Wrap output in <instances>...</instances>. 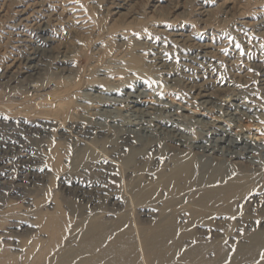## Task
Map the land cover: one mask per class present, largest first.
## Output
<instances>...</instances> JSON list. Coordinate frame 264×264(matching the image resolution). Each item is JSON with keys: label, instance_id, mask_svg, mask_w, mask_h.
<instances>
[{"label": "rangeland", "instance_id": "rangeland-1", "mask_svg": "<svg viewBox=\"0 0 264 264\" xmlns=\"http://www.w3.org/2000/svg\"><path fill=\"white\" fill-rule=\"evenodd\" d=\"M131 119L158 130L155 146L122 139ZM170 125L188 145L164 139ZM219 128L250 152H206L213 177L199 186L159 184ZM220 160L234 190L213 179ZM98 226L130 254L100 259ZM262 253L264 0H0V264H264Z\"/></svg>", "mask_w": 264, "mask_h": 264}, {"label": "bare ground", "instance_id": "bare-ground-1", "mask_svg": "<svg viewBox=\"0 0 264 264\" xmlns=\"http://www.w3.org/2000/svg\"><path fill=\"white\" fill-rule=\"evenodd\" d=\"M34 86V85H33ZM32 86V87H33ZM36 86V85H35ZM92 90L96 91L94 88H92ZM144 98V95L141 94V93H137L136 95L134 94L133 95V100H132V103H134L133 106H138L142 103H145V100H143ZM129 99V98H128ZM127 99V100H128ZM114 100V99H113ZM171 102V101H169ZM159 104V103H158ZM167 104V103H166ZM165 104V105H166ZM173 104V103H172ZM231 104V103H230ZM130 104H128L129 106ZM170 105V104H168ZM228 105V104H227ZM226 106V105H225ZM230 106V105H229ZM228 106V107H229ZM233 106V105H231ZM129 107H132L131 105ZM150 107V106H149ZM172 107V106H171ZM152 108V107H151ZM150 108V109H151ZM156 108V107H155ZM162 108V107H161ZM180 108V107H179ZM184 108V107H183ZM136 109V108H135ZM154 108H152L153 110ZM185 109V108H184ZM118 110V109H117ZM130 110V109H129ZM235 110V109H234ZM135 111V110H133ZM140 111V110H139ZM143 111V109H142ZM149 111V110H148ZM230 111V110H229ZM137 111H135L136 113ZM145 112V111H144ZM150 112V111H149ZM143 113V112H142ZM141 113V114H142ZM148 112L146 111L145 114H147ZM171 113V112H170ZM138 114V113H137ZM136 115V114H135ZM203 115V114H202ZM152 116V115H151ZM221 116V115H220ZM227 116H229L227 114ZM234 116V114H233ZM232 116V117H233ZM142 117V116H141ZM235 117V116H234ZM222 118V117H221ZM149 119V118H148ZM152 119V117H151ZM158 119V118H157ZM231 119V117H230ZM230 119L228 121H230ZM237 119V117H236ZM130 120V119H129ZM129 120H126L125 123H123V127L120 128L121 130L120 131H124L123 132V135H122V139L128 137V136H134L136 135L139 139V142H140V147L144 149V147L146 148H150L152 146H155L157 144V139L155 138V136H157V131H153L150 123H144V122H133L131 119V121ZM197 120V118H196ZM141 121V120H140ZM153 121V120H152ZM155 121V120H154ZM177 121V120H176ZM162 122V121H161ZM170 122V121H169ZM174 122V121H173ZM180 122V121H179ZM218 122V121H217ZM232 122V121H231ZM165 123V122H164ZM171 124V123H170ZM214 124V123H213ZM226 125V123H224ZM211 125V124H210ZM179 126V124H178ZM224 126V125H223ZM206 127V126H205ZM219 127V125H218ZM157 128V127H156ZM165 128V127H164ZM104 129V128H102ZM102 129H99V131H101ZM166 129V128H165ZM176 126L175 125H170V129H166V130H163V132H161V134L163 133L164 134V139H168L170 137H173V139L176 141V145L178 146H181V145H185L186 144V140L183 136L182 133H177L175 130H176ZM221 129V128H219ZM228 129V128H226ZM160 130V129H159ZM95 131V130H94ZM164 131H166V134L164 133ZM219 131V130H218ZM207 132V131H206ZM213 132V131H212ZM237 132V131H236ZM159 133V132H158ZM205 133V132H204ZM203 133V134H204ZM216 133V132H215ZM160 134V133H159ZM221 137L219 138V140H215L213 142V144H208L207 141L204 137L201 138L200 141L198 142H192V144L190 145V142L189 145L191 146V148H194V149H198L200 150L201 152H199V156L198 157H190V156H187V157H183V158H177L176 155L174 158H177L175 160V165L176 167L174 168V170L169 173V174H166L160 178V181H159V184L161 185H166L168 186L173 192H176L178 191L180 188H181V183L182 184H186L188 186H192V187H196V186H199L204 180H210L213 175L211 177H208L206 176L205 172L203 171V168L205 167L206 163L208 162L207 160H210V161H213L214 160V157H212L210 154H206V152H209L212 151V152H221V154H225V153H231L230 155H233V157L235 156V153L238 154V153H241L242 149H244L245 147V152L248 153L250 152V147H251V144L249 143V141H246V136H244V138H241L240 136L237 137L239 135V133H237L238 135L236 136L235 132L234 134H232L231 132H229L228 130H223L221 129ZM244 135V134H243ZM121 137V134L119 135ZM209 137V136H208ZM211 137V136H210ZM216 137V135H215ZM163 138V137H162ZM129 139V138H128ZM194 139V138H193ZM196 139V138H195ZM194 139V140H195ZM214 139V138H213ZM248 139V138H247ZM143 140V141H141ZM173 140V141H174ZM164 141V140H163ZM169 142V141H167ZM212 142V141H211ZM188 145V144H186ZM185 145V146H186ZM238 146H241L239 149L240 150H237L238 152H232V150ZM177 147V146H176ZM204 149V150H202ZM250 149V150H249ZM235 151V150H234ZM216 154V153H215ZM242 154V153H241ZM240 154V155H241ZM239 155V154H238ZM217 156V155H215ZM218 157V156H217ZM219 158V157H218ZM205 159V160H204ZM238 159V157H237ZM215 162V167L217 168H221L219 169L218 171L215 172L214 174V178L213 179H218L219 181H224V183L219 187L221 190H224V189H227V190H234L235 189V183L238 181V179H228L227 178V173L224 171V167L223 165L227 162L223 161V160H220V161H214ZM209 163V162H208ZM214 191L211 190L210 191V195L213 193ZM210 195H206L202 198H200L201 201H207L209 199V196ZM234 195L233 192H231L229 194V197H232ZM224 196H221V198H223ZM220 196H219V199H221ZM100 224V223H99ZM122 225V223H120ZM121 225L119 226V228H121ZM118 228V229H119ZM168 230V229H166ZM163 232V231H162ZM122 233L121 232V236H122ZM164 234V233H163ZM120 234L117 233V235L114 237V238H110L109 239V236L107 237L106 234L102 231V229L100 228V226L97 227V232L95 234V236H93V238H91L89 240V244H91L93 247H98L97 245H100L101 243H103V241H107V246L106 247H103L102 250L100 251L99 253V258H105L107 257L109 254H111L113 251H121L122 253L124 254H127L128 252V255L130 254V245L127 241H124V242H121V243H118L116 240L118 239V236ZM126 236V234H125ZM107 237V238H106ZM120 237V236H119ZM104 239V240H102ZM152 239V238H151ZM131 242V241H130ZM155 243V242H154ZM157 243V242H156ZM158 244V243H157ZM156 244V245H157ZM261 245V244H260ZM150 246V245H149ZM187 255L186 256H189L190 254L189 253H186ZM118 256V255H116ZM102 259V260H103ZM106 259V258H105ZM121 260V259H120ZM123 260V259H122ZM109 262H107L108 264Z\"/></svg>", "mask_w": 264, "mask_h": 264}, {"label": "snow or ice", "instance_id": "snow-or-ice-1", "mask_svg": "<svg viewBox=\"0 0 264 264\" xmlns=\"http://www.w3.org/2000/svg\"><path fill=\"white\" fill-rule=\"evenodd\" d=\"M262 258H264V253H262Z\"/></svg>", "mask_w": 264, "mask_h": 264}]
</instances>
